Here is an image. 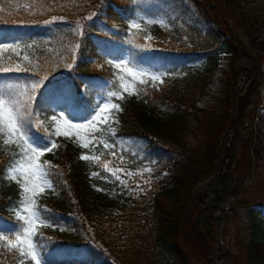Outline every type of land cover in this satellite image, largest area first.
I'll return each instance as SVG.
<instances>
[{
  "label": "trees",
  "instance_id": "1",
  "mask_svg": "<svg viewBox=\"0 0 264 264\" xmlns=\"http://www.w3.org/2000/svg\"><path fill=\"white\" fill-rule=\"evenodd\" d=\"M207 1L234 29L264 26V0ZM249 1L259 15L240 11ZM206 9L0 0V264H37L12 245L25 209L41 223V264H209L216 227L190 194L215 170L237 75L233 40ZM130 22L147 27L127 41ZM100 105L109 121L93 127ZM44 143L51 150L37 152ZM22 168L38 174L40 195L23 192ZM240 206L246 264H264V203Z\"/></svg>",
  "mask_w": 264,
  "mask_h": 264
},
{
  "label": "rangeland",
  "instance_id": "2",
  "mask_svg": "<svg viewBox=\"0 0 264 264\" xmlns=\"http://www.w3.org/2000/svg\"><path fill=\"white\" fill-rule=\"evenodd\" d=\"M201 1L207 7L206 9L207 14L210 17H212V19L216 22L219 30L220 31L226 30L228 34L231 36L228 28L229 26H231V24L224 19V17L219 13L218 10H216V8L212 3H210L207 0H201ZM204 1H206V3ZM254 3L253 1L246 2L244 7H240V11L245 14L249 13V14L259 15L260 13L259 6L261 4L257 3L255 5ZM206 4H210L211 6H208ZM221 22H224L225 25L223 26ZM146 27L147 24L136 23V22L128 23L127 28L124 29L125 40L129 41L139 36L140 34H142V32L145 30ZM254 27L264 28V26H260V25L249 26V24L245 29L244 28L234 29L233 27L232 28L235 32H237V34L241 35L242 32L250 33ZM233 47H234V40H233ZM245 51L249 55L253 56V54L250 53L249 45L245 46ZM236 60H237V52H236ZM236 60H235V72L237 75ZM259 63L260 65L256 69V75L254 80L252 81L251 88L247 91V96L248 95L250 97L253 96L256 99V102L255 104L250 103L252 108L241 113L238 127H242L243 129L239 130V133H236L231 139V142L235 141L236 143H239L238 147L235 148V152H236L234 158L235 161L231 170L232 180L234 181V183L231 184L228 188V196L229 198L232 199V202L229 204L226 210H223L224 216L222 218L223 220L222 223L221 224L219 223V225L217 226L214 221V225L216 227V236H215V243L213 245H210L207 249L209 264H246V258L244 252V242L247 238L246 237L247 234H245L246 230L244 229L246 219H244V215H243L244 211L242 210V207L241 206L235 207V202L238 201L239 198L244 197L251 204L262 205L264 203V84L262 85V88L259 93L253 91V84L257 77V72L262 68L260 61ZM115 66L121 67L120 61H118ZM233 87H232L231 98L233 94ZM107 110L108 109L105 106L100 105L95 111L92 117V123L90 125L96 127L99 123L109 121ZM85 127H90V126H85ZM242 137L244 138L245 141L244 144L240 143V139ZM249 137H250V143L247 144V138ZM49 146H50L49 143H44L42 145L36 146V150L37 152L43 151L46 150L45 148L46 147L48 148ZM241 148L242 150H240ZM215 159H216V153H215ZM238 159H241L242 163H240L241 165L240 168L236 169L237 166H235V164ZM17 176H18L17 181L25 194L30 196H37L42 193L43 190L42 181L38 176V174L34 172L33 169L22 168L18 171ZM200 183L196 185L191 191L190 202L195 207H198L204 211H208L210 216L213 218V216L211 215L213 210L211 209L209 210V208L203 209V207L205 208V206L207 205H203L196 199V196L199 198V200L207 199V197L206 198L200 197L198 195V192L195 191V188L199 187ZM233 208L237 211L238 213L237 216L233 215V213L231 212V209ZM253 208H255L258 211L259 210L263 211V208H261L260 206H256ZM24 212L25 213H24L23 230L14 236L12 240V245L18 248L20 251L27 253L29 256L34 257L37 264H41L37 260L36 248L32 242L33 234L37 229L41 227V223L34 218V216L31 214L29 209H25ZM214 212L215 210L213 211V213ZM219 242L222 244L223 247L228 248L227 257L223 258L222 255L223 250L218 248ZM213 247L217 248V250L216 252L210 253L209 248H213ZM217 253L221 254L223 258V263H221L220 260L217 258L219 257Z\"/></svg>",
  "mask_w": 264,
  "mask_h": 264
},
{
  "label": "water",
  "instance_id": "3",
  "mask_svg": "<svg viewBox=\"0 0 264 264\" xmlns=\"http://www.w3.org/2000/svg\"><path fill=\"white\" fill-rule=\"evenodd\" d=\"M206 3V1H204ZM208 6H211L210 4H206ZM229 28V32L234 40V47L236 49V52H237V60H236V71H237V80H236V83L233 87V94H232V98H231V110L229 111L228 113V123L226 125V128L225 130L223 131L222 135L220 136L219 140H218V148L216 150V159L214 161V164H215V170L214 172L208 176L207 178H205L201 183H200V186L201 185H204L205 183L211 181L214 183V188L212 189V191L210 192L209 196H212V195H217V185H223V184H228V187L234 183V181L232 180V175H231V170H232V166L234 164V158H235V148L238 147V144L239 143H234V142H231V139L233 138V136L236 134V133H239V130L243 129L242 127H238V123L236 122L234 125H233V112L235 110L236 107H240L242 105V100L243 98L241 99H237V92L239 90V82H240V78H239V70H240V60H241V57L242 55L245 56L244 59L242 61H245V66H247V72H248V75L250 74L252 79H251V82L253 80V78L255 77L256 75V69L257 67L259 66V61H258V56L262 55L263 51H264V46H261L256 52L259 53V55L257 56V58L255 59L254 58V62H255V69H253L252 71H250L248 69V64H249V61L252 60L253 56L251 55H248L246 52H244L242 50V48L239 46V44L237 43L236 39H235V33L237 34V32H235L233 30V28L231 26L228 27ZM260 29V27H254L252 29V31L250 33H245V32H242L241 35L244 37L243 40V46H247L249 45L250 47V52L254 49L255 50V45H254V38L252 37L253 35V32H256V30ZM262 29V28H261ZM264 29V28H263ZM252 33V35H251ZM255 70V71H254ZM250 82V83H251ZM252 84V83H251ZM251 84L249 86V89L251 88ZM245 97L248 98L247 96V92L245 94ZM251 99L253 100V103L255 104L256 102V99L254 97L251 96ZM239 118V116H238ZM235 128V130L233 131V129ZM244 138L242 137L240 139V143L241 144H244ZM232 143V144H231ZM197 187L195 188V191H196ZM224 195L226 197V200L225 201H222L223 202V206H219L220 209L222 210H226L229 206V204L232 202V199L229 198L228 196V189L224 192ZM196 199L202 203L203 205H207V202L206 200H199V198L196 196ZM209 208V210L211 209V207L209 205L205 206V208L203 207V209H207ZM212 210V209H211ZM211 215L213 216L214 218V221L216 223V225L218 226L220 222H218L219 220H221L223 217L222 216H219V215H216L213 213H211ZM214 249L217 250V248L213 247ZM218 248L222 249L223 250V258L224 257H227L228 255V248H225L222 246V244L219 242L218 243ZM217 257V256H216ZM221 263H223V259L220 258V257H217Z\"/></svg>",
  "mask_w": 264,
  "mask_h": 264
},
{
  "label": "bare ground",
  "instance_id": "4",
  "mask_svg": "<svg viewBox=\"0 0 264 264\" xmlns=\"http://www.w3.org/2000/svg\"><path fill=\"white\" fill-rule=\"evenodd\" d=\"M252 35V33H251ZM252 37L254 38V45H255V50L253 49L250 53L253 54V59L249 61V64H248V69L250 71H252L253 69H255V62H254V58L256 59L257 56L259 55L258 52H256L261 46H264V29L260 28L258 30H256V32H253V35ZM243 36L240 35V34H236L235 33V39L237 41V43L239 44V46L242 48V50L244 52L245 51V46H243ZM247 53V52H246ZM264 53V52H263ZM248 54V53H247ZM249 55V54H248ZM261 56V55H260ZM260 56H258V61H259V58ZM245 56L242 55L241 57V60H240V70H239V78H240V82H239V90L237 92V99H241L243 98L242 102V105L240 107H236L234 112H233V125L237 122L239 123L240 121V116H241V113L246 111V110H249L251 107L250 103H253V100L251 99V97L248 95V98L245 97V94L246 92L249 90V86L250 84L252 83L251 82V75L249 74L248 75V72H247V66H245V61H242L244 59ZM244 62V63H243ZM260 65V63H259ZM255 71V70H254ZM255 78V77H254ZM253 78V80H254ZM252 80V81H253ZM251 82V83H250ZM250 97V98H249ZM253 97V96H252ZM250 99V100H249ZM251 101V102H250ZM246 104H249V105H246ZM254 104V103H253ZM246 105V106H245ZM239 116V118H238ZM235 130V128L233 129V131ZM239 137V136H238ZM233 142V141H232ZM235 142V141H234ZM214 183L209 181L207 183H205L204 185H201L199 187H197L196 191L198 192V195L202 198H206V202H207V205H209L211 207V209L215 212L214 214L216 215H219V216H224L223 215V210L219 208V206H223V202L222 201H225L226 200V197L224 195V192L229 188L228 187V184H223V185H217V195H212V196H209L210 192L212 191V189L214 188ZM222 219L219 220L218 222H220V224L222 223ZM209 252H216V249L214 248H210ZM217 255L222 258L221 254L220 253H217ZM223 255V254H222ZM223 259V258H222Z\"/></svg>",
  "mask_w": 264,
  "mask_h": 264
},
{
  "label": "snow or ice",
  "instance_id": "5",
  "mask_svg": "<svg viewBox=\"0 0 264 264\" xmlns=\"http://www.w3.org/2000/svg\"><path fill=\"white\" fill-rule=\"evenodd\" d=\"M55 145H53L54 147ZM46 150H51V149H48L47 147L45 148ZM33 151H35V147L33 148ZM82 159H87V157H82ZM27 231V230H26Z\"/></svg>",
  "mask_w": 264,
  "mask_h": 264
}]
</instances>
